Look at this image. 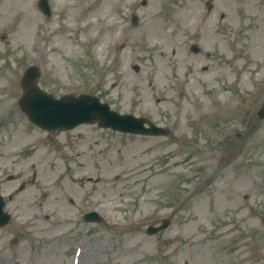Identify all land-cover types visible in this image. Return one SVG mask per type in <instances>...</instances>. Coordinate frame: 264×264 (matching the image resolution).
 Here are the masks:
<instances>
[{
	"label": "rangeland",
	"instance_id": "1",
	"mask_svg": "<svg viewBox=\"0 0 264 264\" xmlns=\"http://www.w3.org/2000/svg\"><path fill=\"white\" fill-rule=\"evenodd\" d=\"M95 1L49 0L46 17L0 0V264H264L262 0ZM30 64L47 92L97 95L165 133L40 129L16 105ZM94 210L102 222L83 219Z\"/></svg>",
	"mask_w": 264,
	"mask_h": 264
},
{
	"label": "water",
	"instance_id": "2",
	"mask_svg": "<svg viewBox=\"0 0 264 264\" xmlns=\"http://www.w3.org/2000/svg\"><path fill=\"white\" fill-rule=\"evenodd\" d=\"M45 3H43L44 5ZM35 74L33 70H28L26 75L27 81V98L23 99L22 106L28 112L31 120L45 128H53L56 126H74L81 122L92 120L95 117L101 118V125L113 126L120 128L123 131L147 132L142 126V120H135L129 117V126L125 117L110 112L105 105H99L95 99H80L79 101H61L59 102L60 109H56L55 105L58 102L53 101L44 93L34 88L30 83L33 81ZM64 104V105H63ZM69 106V107H67ZM96 113V114H95ZM261 115L264 116V107ZM154 133L160 132L152 127L150 130ZM4 202L0 197V224L3 225L8 222L9 216L3 212ZM87 219H98L96 214L86 216Z\"/></svg>",
	"mask_w": 264,
	"mask_h": 264
},
{
	"label": "bare ground",
	"instance_id": "3",
	"mask_svg": "<svg viewBox=\"0 0 264 264\" xmlns=\"http://www.w3.org/2000/svg\"><path fill=\"white\" fill-rule=\"evenodd\" d=\"M103 1L104 0H102L100 3H99V1H95L96 2V4H97V6H96V9H95V11H98V12H101L102 10H103ZM254 0H241V4H240V13H243V12H245V11H250L251 10V7H249L248 6V4H247V2H249L250 4V6H255V4H254V2H253ZM258 1V0H257ZM262 3H263V9H264V0H262ZM6 7V3H1L0 4V8H5ZM196 7V5H191V8H190V11H189V14H193V16L195 15V8ZM104 11H102V13H103ZM222 12H224L223 10L221 11V12H219V13H222ZM225 13V12H224ZM186 16L188 15V14H185ZM189 17H190V15H189ZM189 17H188V20H192V19H194V17H192V18H190L189 19ZM186 18V17H185ZM186 20H183L182 22H175V24L176 25H178L179 27H183V26H185V24L186 25H188L189 23H186L185 22ZM209 21H211L212 23H213V17H207L206 19H204L203 21H202V23H201V29L202 30H204V31H206V30H208V28L209 27H211V25H210V22ZM90 23H92V21H89L88 19H87V24H90ZM162 26H163V28L165 27V24H163L162 23ZM162 29V28H161ZM149 41H150V39L149 38H147Z\"/></svg>",
	"mask_w": 264,
	"mask_h": 264
}]
</instances>
